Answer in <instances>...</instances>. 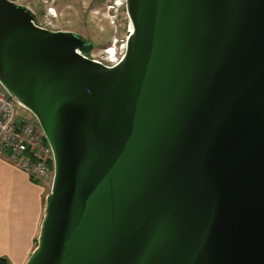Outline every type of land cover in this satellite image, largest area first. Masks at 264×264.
Wrapping results in <instances>:
<instances>
[{
	"label": "water",
	"instance_id": "water-1",
	"mask_svg": "<svg viewBox=\"0 0 264 264\" xmlns=\"http://www.w3.org/2000/svg\"><path fill=\"white\" fill-rule=\"evenodd\" d=\"M123 59L0 0V81L53 179L25 264H264V0H125Z\"/></svg>",
	"mask_w": 264,
	"mask_h": 264
},
{
	"label": "built area",
	"instance_id": "built-area-1",
	"mask_svg": "<svg viewBox=\"0 0 264 264\" xmlns=\"http://www.w3.org/2000/svg\"><path fill=\"white\" fill-rule=\"evenodd\" d=\"M123 4H125V0L114 1L113 4H110V8L116 10ZM115 16L113 14L111 18L113 24ZM54 17H56L55 9L53 6H48L44 11V21L36 24L54 30L52 25V18ZM126 47V40L115 39L96 54L89 55V52L87 56L111 67L123 59ZM16 106L28 110L9 94L0 81V158L25 171L33 179L44 182L48 179L51 185L53 167L52 165L48 166L49 161L53 162L51 146L35 116L32 113L33 117H30L27 114L17 112Z\"/></svg>",
	"mask_w": 264,
	"mask_h": 264
},
{
	"label": "crops",
	"instance_id": "crops-1",
	"mask_svg": "<svg viewBox=\"0 0 264 264\" xmlns=\"http://www.w3.org/2000/svg\"><path fill=\"white\" fill-rule=\"evenodd\" d=\"M46 189V182L0 158V257L6 264H25L35 248Z\"/></svg>",
	"mask_w": 264,
	"mask_h": 264
},
{
	"label": "rangeland",
	"instance_id": "rangeland-1",
	"mask_svg": "<svg viewBox=\"0 0 264 264\" xmlns=\"http://www.w3.org/2000/svg\"><path fill=\"white\" fill-rule=\"evenodd\" d=\"M25 5L34 16L37 24L42 23L44 11L48 6H53L56 17L52 18L54 30L72 31L93 44L90 54H96L100 49L110 45L115 39L125 41L130 21L128 19L125 4L116 8H110V4L120 0H12ZM115 14L114 24L112 15ZM51 30V29H50ZM16 111L33 117L30 111L16 106ZM53 167L49 161L48 166ZM47 189L50 190V182L45 180Z\"/></svg>",
	"mask_w": 264,
	"mask_h": 264
},
{
	"label": "trees",
	"instance_id": "trees-1",
	"mask_svg": "<svg viewBox=\"0 0 264 264\" xmlns=\"http://www.w3.org/2000/svg\"><path fill=\"white\" fill-rule=\"evenodd\" d=\"M0 264H6V260L3 257H0Z\"/></svg>",
	"mask_w": 264,
	"mask_h": 264
},
{
	"label": "bare ground",
	"instance_id": "bare-ground-1",
	"mask_svg": "<svg viewBox=\"0 0 264 264\" xmlns=\"http://www.w3.org/2000/svg\"><path fill=\"white\" fill-rule=\"evenodd\" d=\"M132 26H131V23L129 24V29L131 30Z\"/></svg>",
	"mask_w": 264,
	"mask_h": 264
}]
</instances>
